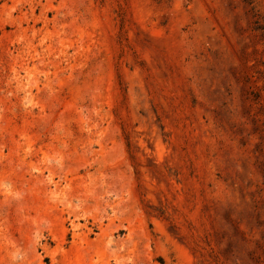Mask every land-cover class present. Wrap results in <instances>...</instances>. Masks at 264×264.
Returning a JSON list of instances; mask_svg holds the SVG:
<instances>
[{
	"label": "rangeland",
	"instance_id": "374dc122",
	"mask_svg": "<svg viewBox=\"0 0 264 264\" xmlns=\"http://www.w3.org/2000/svg\"><path fill=\"white\" fill-rule=\"evenodd\" d=\"M0 264H264V0H0Z\"/></svg>",
	"mask_w": 264,
	"mask_h": 264
}]
</instances>
